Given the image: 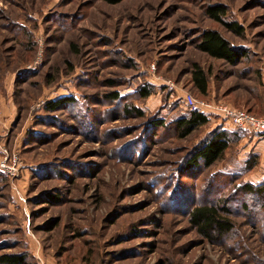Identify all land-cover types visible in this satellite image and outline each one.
I'll return each mask as SVG.
<instances>
[{"label": "rangeland", "instance_id": "obj_1", "mask_svg": "<svg viewBox=\"0 0 264 264\" xmlns=\"http://www.w3.org/2000/svg\"><path fill=\"white\" fill-rule=\"evenodd\" d=\"M211 5L243 32L208 17ZM205 29L245 55L232 65L198 50ZM193 63L209 76L205 95ZM144 84L154 86L147 98ZM185 93L264 115V0H0V159L21 161L13 176L0 170V254L23 264H264V195L243 189L264 186V135L212 113L180 137ZM62 96L74 103L45 108ZM216 127L235 131L222 158L184 171ZM199 203L227 205L233 231L199 234L187 217Z\"/></svg>", "mask_w": 264, "mask_h": 264}, {"label": "trees", "instance_id": "obj_2", "mask_svg": "<svg viewBox=\"0 0 264 264\" xmlns=\"http://www.w3.org/2000/svg\"><path fill=\"white\" fill-rule=\"evenodd\" d=\"M105 1L110 4H116L122 0ZM223 12L224 10L222 7L218 5L208 6L206 10L208 17L221 23L228 30L236 34H241L243 32L242 27L234 21H225L222 18ZM197 49L206 53L210 57L222 59L232 65L239 62V60H241L245 55L244 52L232 47L230 43L215 29H205L200 33ZM191 80L193 87L201 95H205L207 93L209 76L205 69L197 63H193L192 65ZM109 82L113 81L109 80ZM137 92L139 97L147 98L154 93V86L144 84L137 89ZM106 96L112 98L113 100L121 98L118 91L109 92ZM72 103H74V97L62 96L57 99L46 101L44 106L48 110H54L60 104ZM128 106L129 105H126L123 110L126 115H135L139 117L143 116V112L138 107ZM231 106L258 115L253 112L252 106H249L248 108L238 107L232 104ZM209 120L210 117L205 112L189 108L185 115H181L175 121L178 135L180 137H185L193 130L207 124ZM150 123L158 128L163 126V121L156 118L150 119ZM234 133L235 131L229 132L221 127H216L208 131L205 136L188 151L183 162V170L189 171L191 169H199L200 167L208 168L213 165L216 161L222 158L225 151L229 148L232 137L235 135ZM252 158L253 159L250 162H246V171L251 170L258 163V157L253 156ZM243 189L247 193L254 192L255 194L259 193L260 195H264V186L260 188H253L248 183H245L243 185ZM46 197L49 202L59 200V197L56 195L47 194ZM231 215L232 212L227 205L223 204L220 206L217 203H199L190 207L187 211L189 223L199 234L210 241H216L233 231L234 223L231 219ZM23 262L24 256L21 254H0V264H23Z\"/></svg>", "mask_w": 264, "mask_h": 264}, {"label": "built area", "instance_id": "obj_3", "mask_svg": "<svg viewBox=\"0 0 264 264\" xmlns=\"http://www.w3.org/2000/svg\"><path fill=\"white\" fill-rule=\"evenodd\" d=\"M185 104L191 109H197L205 112L207 115L218 114L228 124L242 129H247L253 133L264 135V115L259 116L247 112L240 108L232 107L229 104L221 102H206L196 100L190 93H185L183 96ZM6 151H4L5 153ZM21 166V161L17 154H6L3 159H0V170L13 176L17 173Z\"/></svg>", "mask_w": 264, "mask_h": 264}, {"label": "crops", "instance_id": "obj_4", "mask_svg": "<svg viewBox=\"0 0 264 264\" xmlns=\"http://www.w3.org/2000/svg\"><path fill=\"white\" fill-rule=\"evenodd\" d=\"M232 127V126H231ZM234 127V126H233Z\"/></svg>", "mask_w": 264, "mask_h": 264}]
</instances>
